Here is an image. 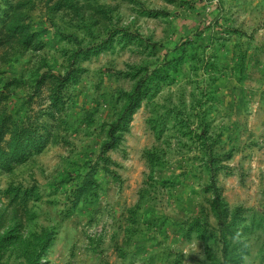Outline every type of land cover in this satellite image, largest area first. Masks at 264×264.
<instances>
[{
  "label": "rangeland",
  "instance_id": "1",
  "mask_svg": "<svg viewBox=\"0 0 264 264\" xmlns=\"http://www.w3.org/2000/svg\"><path fill=\"white\" fill-rule=\"evenodd\" d=\"M0 264H264V0H0Z\"/></svg>",
  "mask_w": 264,
  "mask_h": 264
},
{
  "label": "trees",
  "instance_id": "2",
  "mask_svg": "<svg viewBox=\"0 0 264 264\" xmlns=\"http://www.w3.org/2000/svg\"><path fill=\"white\" fill-rule=\"evenodd\" d=\"M214 186H215V193H216V196H217V205H218V208H220L221 196H220L219 188L217 187L216 184H214Z\"/></svg>",
  "mask_w": 264,
  "mask_h": 264
}]
</instances>
